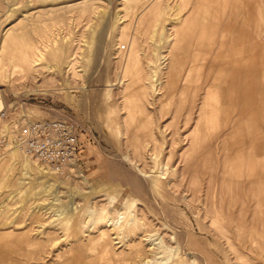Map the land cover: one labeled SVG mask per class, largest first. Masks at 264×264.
Here are the masks:
<instances>
[{
  "label": "rangeland",
  "instance_id": "rangeland-1",
  "mask_svg": "<svg viewBox=\"0 0 264 264\" xmlns=\"http://www.w3.org/2000/svg\"><path fill=\"white\" fill-rule=\"evenodd\" d=\"M180 1L0 0V264H264V141L213 130L208 93L182 90L193 52L175 40L193 6L228 1L256 55L264 0L243 4L251 19L234 0ZM43 119L79 127L80 174L16 150Z\"/></svg>",
  "mask_w": 264,
  "mask_h": 264
},
{
  "label": "crops",
  "instance_id": "crops-1",
  "mask_svg": "<svg viewBox=\"0 0 264 264\" xmlns=\"http://www.w3.org/2000/svg\"><path fill=\"white\" fill-rule=\"evenodd\" d=\"M246 3H248L246 0L233 1L236 5V18L238 16L243 19L254 18L253 10L244 7L243 4ZM226 4L218 8L193 6L188 15L181 19L182 27L175 37L176 43L180 41L188 45L193 52L188 60L191 70L184 78L188 82L183 84L186 87L182 90L208 93L202 108H208L209 121L214 131L223 130L227 139H235L237 142L247 138L250 145H253L254 141L258 143L260 141L261 144V141H264L263 137L260 138L264 126V32L257 34L259 41L256 42L258 43L255 49L256 55H253L252 48H246L248 43L240 39L245 36L247 42L253 40L250 26L234 25L231 22L234 19V8L228 6V1ZM180 6H182L181 11H185L184 0L180 1ZM200 11L206 12L207 19H210L211 11L223 12L227 21L223 25L194 22ZM219 43V48L212 54L208 50L204 52L207 44L213 49L215 44ZM238 43L243 45L245 54L243 56L234 54ZM222 57L225 64H222ZM192 74L198 77L192 79L190 77ZM203 77L204 84L201 83ZM232 102L236 104L234 112L229 109L219 110L218 115V109L222 106L229 107L228 103ZM231 114L236 116L235 119H231ZM203 123L204 120L201 118L198 121L199 130ZM261 146L264 149V143Z\"/></svg>",
  "mask_w": 264,
  "mask_h": 264
},
{
  "label": "built area",
  "instance_id": "built-area-1",
  "mask_svg": "<svg viewBox=\"0 0 264 264\" xmlns=\"http://www.w3.org/2000/svg\"><path fill=\"white\" fill-rule=\"evenodd\" d=\"M14 144L46 170L65 174L78 162L80 130L69 120H36L18 129Z\"/></svg>",
  "mask_w": 264,
  "mask_h": 264
},
{
  "label": "bare ground",
  "instance_id": "bare-ground-1",
  "mask_svg": "<svg viewBox=\"0 0 264 264\" xmlns=\"http://www.w3.org/2000/svg\"><path fill=\"white\" fill-rule=\"evenodd\" d=\"M39 44V43H38ZM37 44V45H38ZM40 45V44H39ZM37 47V46H36ZM39 49V48H38ZM42 49V48H41ZM32 52V51H31ZM39 52H41V50L39 49ZM42 53V52H41ZM62 53V52H61ZM58 56V55H57ZM24 57V56H23ZM26 57V56H25ZM58 58H59V56H58ZM26 60H28V57H27V59ZM60 60V59H59ZM165 61V60H164ZM20 62H22L23 63V61H21L20 60ZM29 61H26V63H28ZM24 63H25V61H24ZM27 65V64H26ZM28 66V65H27ZM165 68V67H164ZM137 69V68H136ZM158 70V69H157ZM153 76H154V79L156 80L157 79V77H158V74H157V72H155L154 71V73H153ZM150 77V76H149ZM159 78V77H158ZM132 106V105H131ZM1 116H2V114H1ZM47 120V119H46ZM79 128V127H78ZM17 151H19L18 149H16ZM16 152L14 151L13 152V154H15ZM76 167H77V174H78V172H79V166H78V164L77 165H75ZM46 169V168H45ZM49 173H54V172H50V171H48ZM75 173H76V169H75ZM142 173H144V172H142ZM55 174V173H54ZM79 174H80V172H79ZM145 174V173H144ZM143 175V174H142ZM145 176H146V178H152V177H150L149 175H147V174H145ZM164 176V175H163ZM110 221V220H109Z\"/></svg>",
  "mask_w": 264,
  "mask_h": 264
}]
</instances>
